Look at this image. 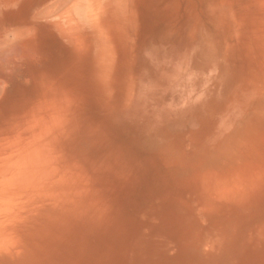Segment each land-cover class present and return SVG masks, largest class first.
<instances>
[{
    "label": "rangeland",
    "instance_id": "374dc122",
    "mask_svg": "<svg viewBox=\"0 0 264 264\" xmlns=\"http://www.w3.org/2000/svg\"><path fill=\"white\" fill-rule=\"evenodd\" d=\"M34 1L0 0V147L58 180L0 264H264V0Z\"/></svg>",
    "mask_w": 264,
    "mask_h": 264
},
{
    "label": "bare ground",
    "instance_id": "6f19581e",
    "mask_svg": "<svg viewBox=\"0 0 264 264\" xmlns=\"http://www.w3.org/2000/svg\"><path fill=\"white\" fill-rule=\"evenodd\" d=\"M34 1V0H33ZM93 0H91L92 2ZM35 2V1H34ZM46 2V1H45ZM57 4H60V8L57 6V9L60 13V10L64 9V19L66 20V23L70 24H78L77 23V12L81 10L82 8L85 7L86 3L90 2V0H58L55 1ZM96 0H94V4H100V2L97 0L99 3H95ZM29 3V2H28ZM33 3V2H31ZM42 4V3H41ZM44 4V3H43ZM92 4V5H94ZM55 3L51 6L56 8ZM64 5V7H63ZM90 4L91 8L92 7ZM95 8L96 9V6ZM29 6V5H28ZM41 6V5H40ZM100 6V5H99ZM30 7V6H29ZM63 7V8H62ZM46 8V7H45ZM48 8V7H47ZM47 8L43 11L46 12ZM54 8V9H55ZM99 8V7H98ZM249 8V7H248ZM50 10V5L49 8ZM54 9H52L54 11ZM55 9V11H57ZM90 9V8H89ZM50 10L51 14H53V11ZM93 10V9H92ZM264 10V9H263ZM54 11V12H55ZM90 11V10H89ZM89 11L87 15L89 14ZM95 10H93L92 13H94ZM40 12V11H39ZM48 12V11H47ZM48 12V13H50ZM232 12V11H231ZM58 13V12H56ZM96 13V12H95ZM99 13V12H98ZM103 13V12H102ZM36 15V14H35ZM41 15V14H40ZM39 15V16H40ZM43 15V14H42ZM92 15V14H90ZM37 16V15H36ZM61 15H59L60 17ZM89 16V15H88ZM93 18V17H92ZM95 19V18H94ZM93 19V22H94ZM57 21V20H56ZM59 22V21H58ZM57 22V23H58ZM56 23V22H55ZM95 23V22H94ZM97 23V20H96ZM60 25V24H59ZM98 26V24H95ZM56 26V25H55ZM71 26V25H70ZM74 27V25H72ZM100 26V25H99ZM98 26V27H99ZM80 27V26H79ZM97 27V28H98ZM58 28V27H56ZM67 28V26H66ZM69 28V27H68ZM72 28V27H70ZM78 26L76 27V29ZM61 29V28H60ZM64 29V27H63ZM61 29V30H63ZM78 28L77 30H79ZM100 29V28H99ZM98 29V30H99ZM58 30V29H57ZM60 30V31H61ZM69 29L65 30L68 33ZM104 30V29H103ZM59 31V30H58ZM64 31V30H63ZM80 31V30H79ZM106 31V30H104ZM15 32V31H14ZM73 33L76 32L74 29L72 31ZM70 32V33H72ZM78 32V31H77ZM62 33V32H61ZM76 35L74 38L75 39H81L84 40L86 37L82 36L79 32V37L78 34H73ZM82 33V32H81ZM16 34V32L14 33ZM100 34L102 32L100 31ZM71 35V36H72ZM81 35V36H80ZM105 35V34H103ZM102 36V38H104ZM1 36V35H0ZM19 36V35H18ZM67 36V35H66ZM100 36V37H101ZM65 37V36H64ZM72 37V39H73ZM84 37V39H83ZM107 37V36H105ZM18 38V37H17ZM69 38V37H68ZM71 38V37H70ZM4 39V38H3ZM2 39V40H3ZM71 39V40H72ZM77 39V40H78ZM110 39V38H109ZM7 40V39H6ZM76 41V40H75ZM78 41V42H81ZM102 41V40H101ZM10 42V41H9ZM12 42V41H11ZM77 42V41H76ZM84 42V41H83ZM108 42V41H107ZM33 43V42H32ZM106 44V41L103 42ZM12 44V43H11ZM84 44V43H83ZM2 44H0L1 47ZM13 45V44H12ZM15 45V44H14ZM76 45V44H75ZM78 45V44H77ZM10 46V44H9ZM73 46V45H72ZM84 46V45H83ZM106 46V45H105ZM114 46V45H113ZM6 47V46H5ZM104 47V46H103ZM4 48V47H3ZM82 48V47H81ZM80 48V49H81ZM114 48V47H112ZM111 48V50H112ZM29 50V49H28ZM34 50V49H33ZM32 50V51H33ZM104 50V49H103ZM109 50V49H108ZM251 50V48H250ZM9 51V50H8ZM107 51V50H106ZM27 52V51H26ZM105 52V51H104ZM3 53V52H1ZM0 53V54H1ZM22 54V52H20ZM19 53V54H20ZM38 53V52H36ZM115 53V52H114ZM18 54V55H19ZM24 54V53H23ZM106 55V53H104ZM112 54V53H111ZM4 56L6 53L3 54ZM9 55V54H8ZM17 55V56H18ZM34 55V54H33ZM103 55V54H102ZM115 55V54H113ZM13 56V55H12ZM16 56V57H17ZM21 56V55H20ZM3 57V56H2ZM23 57V55H22ZM106 57V56H105ZM116 57V56H115ZM79 58V56H78ZM84 58V57H83ZM112 58V57H111ZM3 59V58H1ZM11 59V58H10ZM18 59V58H17ZM12 60V59H11ZM10 60V61H11ZM111 62V61H109ZM10 63V62H9ZM73 63V62H72ZM115 63V62H114ZM113 64V63H112ZM108 66V65H107ZM73 67V66H72ZM80 67V66H79ZM46 68V67H45ZM78 69V68H77ZM82 70V69H81ZM110 70V69H109ZM113 72V71H112ZM79 73V72H78ZM84 73V72H83ZM82 75V74H81ZM110 75V74H109ZM85 76V75H84ZM111 80V79H110ZM85 83V82H83ZM3 85V84H2ZM1 87V86H0ZM3 90V87H2ZM0 89V91H2ZM84 90V89H83ZM91 91V90H90ZM114 92V91H113ZM87 94V93H86ZM73 96V94H72ZM73 98V97H72ZM86 99V98H85ZM82 101V100H81ZM11 129V128H8ZM14 131V130H12ZM10 131V132H12ZM6 133V132H5ZM13 133H11L12 135ZM30 134V133H29ZM13 136V135H12ZM5 137V136H4ZM23 137V136H22ZM27 137V136H26ZM36 137V136H35ZM2 138V137H1ZM15 137H12V139ZM41 136H39V139ZM5 139V138H4ZM1 139V140H4ZM17 141V140H16ZM29 141V140H28ZM36 141V139H35ZM1 142V141H0ZM48 140L46 139L43 142V146L40 147L41 150L38 153L33 150V144L30 145H22L23 143H20L19 145V150L16 148V144L13 141L11 144H8L4 147H0V257H4L8 260H13V257L17 256L19 252H21L22 246L25 244L24 240L21 238L20 233H19V223L24 220V217L28 211V207L30 206L31 202L33 201V198L37 195H40L43 191H45L47 188H49V185H54L56 181V176L57 175V170H55V164L53 161L50 160H45L43 159L44 155L49 156V152L51 153V150H49V146L46 144ZM36 144V143H35ZM39 144V143H38ZM42 145V144H41ZM50 145V144H49ZM2 146V145H1ZM43 155V156H42ZM53 160V159H52ZM59 162V161H58ZM57 162V163H58ZM57 167V166H56ZM59 169V167H57ZM59 172V171H58ZM55 174V175H54ZM62 179V178H61ZM58 180V179H57ZM63 181V180H62ZM59 183L57 187L63 190L62 186L63 182ZM52 183V184H51ZM58 184V183H57ZM56 186V185H55ZM54 186V187H55ZM53 189V188H49ZM55 190V189H54ZM57 190V188H56ZM58 190V191H59ZM60 190L59 192L56 191L57 195L62 196L65 192ZM47 191V190H46ZM46 191L43 193V198L46 196ZM51 193V192H49ZM53 193V191H52ZM51 193V194H52ZM55 192L53 193V195ZM50 194H48L49 196ZM93 195V194H92ZM216 195V194H214ZM51 196V195H50ZM216 197V196H215Z\"/></svg>",
    "mask_w": 264,
    "mask_h": 264
}]
</instances>
